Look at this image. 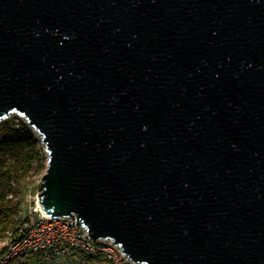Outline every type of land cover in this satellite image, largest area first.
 Returning a JSON list of instances; mask_svg holds the SVG:
<instances>
[{"label":"water","instance_id":"water-1","mask_svg":"<svg viewBox=\"0 0 264 264\" xmlns=\"http://www.w3.org/2000/svg\"><path fill=\"white\" fill-rule=\"evenodd\" d=\"M12 115L47 216L135 264H264V0H0Z\"/></svg>","mask_w":264,"mask_h":264},{"label":"built area","instance_id":"built-area-1","mask_svg":"<svg viewBox=\"0 0 264 264\" xmlns=\"http://www.w3.org/2000/svg\"><path fill=\"white\" fill-rule=\"evenodd\" d=\"M13 117L16 123L26 122L18 115ZM39 206L38 195L36 207L21 222L17 237L0 256V264H26L28 259L38 264H135L112 240L94 241L76 217L52 218Z\"/></svg>","mask_w":264,"mask_h":264},{"label":"rangeland","instance_id":"rangeland-1","mask_svg":"<svg viewBox=\"0 0 264 264\" xmlns=\"http://www.w3.org/2000/svg\"><path fill=\"white\" fill-rule=\"evenodd\" d=\"M14 118L12 115L10 118L0 121V137L3 133L4 122L13 123ZM37 135L39 141L37 150L41 153V158L37 160L32 173L24 178L21 173L13 171L11 180L8 183L0 184V209L6 208L10 211V219L13 225L0 237V256L17 237L21 222L30 216L28 212L36 207L40 185L46 172L45 166L48 164V154L41 142L40 135L38 133Z\"/></svg>","mask_w":264,"mask_h":264},{"label":"trees","instance_id":"trees-1","mask_svg":"<svg viewBox=\"0 0 264 264\" xmlns=\"http://www.w3.org/2000/svg\"><path fill=\"white\" fill-rule=\"evenodd\" d=\"M38 143L37 133L25 121L4 122L0 137V184L11 180L13 171L21 173L24 178L32 173L34 165L41 158V153L37 150ZM12 226L10 211L1 208L0 237Z\"/></svg>","mask_w":264,"mask_h":264},{"label":"crops","instance_id":"crops-1","mask_svg":"<svg viewBox=\"0 0 264 264\" xmlns=\"http://www.w3.org/2000/svg\"><path fill=\"white\" fill-rule=\"evenodd\" d=\"M26 264H38L34 259H28Z\"/></svg>","mask_w":264,"mask_h":264},{"label":"bare ground","instance_id":"bare-ground-1","mask_svg":"<svg viewBox=\"0 0 264 264\" xmlns=\"http://www.w3.org/2000/svg\"><path fill=\"white\" fill-rule=\"evenodd\" d=\"M39 208H40L41 212H43V214H45V212H44V210H43V208H42L41 205L39 206ZM45 215H46V214H45Z\"/></svg>","mask_w":264,"mask_h":264}]
</instances>
